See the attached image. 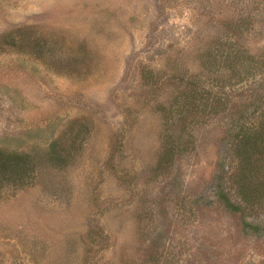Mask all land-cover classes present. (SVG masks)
I'll return each instance as SVG.
<instances>
[{
	"label": "rangeland",
	"instance_id": "374dc122",
	"mask_svg": "<svg viewBox=\"0 0 264 264\" xmlns=\"http://www.w3.org/2000/svg\"><path fill=\"white\" fill-rule=\"evenodd\" d=\"M238 51L264 58V0H0V152L29 155L0 172V264H264V154L234 144L264 69L227 79Z\"/></svg>",
	"mask_w": 264,
	"mask_h": 264
},
{
	"label": "trees",
	"instance_id": "16d2710c",
	"mask_svg": "<svg viewBox=\"0 0 264 264\" xmlns=\"http://www.w3.org/2000/svg\"><path fill=\"white\" fill-rule=\"evenodd\" d=\"M12 44V42H11ZM227 59L229 60V71L231 70L230 76L227 77L231 78L232 76H237L239 79L242 78V75L245 74V76L248 75H253L254 72L256 73L257 71L261 70V68L264 69V58L261 56L259 59L257 60L256 58L252 57L249 58L246 55L244 56L243 54H241L240 51L238 52H227L226 54ZM214 58V57H213ZM232 74V75H231ZM238 80V79H237ZM224 79L222 78V75L220 76L219 79V87L223 88V84H224ZM216 103L213 101L212 106H211V110H214V112L217 111V105H215ZM214 105V106H213ZM221 106V108H225L226 107V103L219 105ZM264 112L262 115V118L260 119V121L263 123H261L259 121L260 125V130H262V133L259 134V129L258 127H256L255 129H253L254 127H248V126H244V125H239L237 131L234 134V144L238 145L236 147L237 149V153L238 155L242 156V159L249 162L251 161L253 163V161H257V159L255 158V155H263L264 154ZM243 146V147H242ZM242 147V149H241ZM29 155L25 154V153H21V154H16V153H8L7 155H2L0 152V172L4 174V172H8L9 173V178H13L15 181L17 180H22L21 178H23V176H19L17 178L16 174L20 173V172H24L26 173L29 169H28V164H29ZM244 178H249L247 177V174L244 175ZM244 178L242 179L241 177V181H245ZM241 182V183H242ZM241 183L239 184V191L242 192L243 187L241 186ZM223 198V202L226 203L227 206H231L235 209H238L239 207L233 206L228 198L224 195H222ZM240 209V208H239Z\"/></svg>",
	"mask_w": 264,
	"mask_h": 264
}]
</instances>
